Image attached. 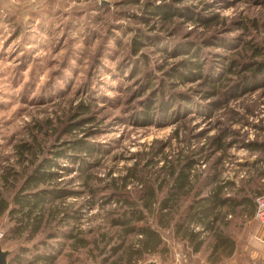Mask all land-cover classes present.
<instances>
[{
    "label": "rangeland",
    "instance_id": "obj_1",
    "mask_svg": "<svg viewBox=\"0 0 264 264\" xmlns=\"http://www.w3.org/2000/svg\"><path fill=\"white\" fill-rule=\"evenodd\" d=\"M150 1L156 6L177 2ZM123 2L0 0V205L8 206L0 214V246L9 252L11 264H17V256L22 257L20 264H104L103 259L110 260L111 248L118 246L120 251L111 261L121 259L120 264H125L122 252L140 237L126 236L113 224L128 212L123 200L145 210L144 190L152 183L158 198L165 197L173 181L161 184L166 175L162 170L168 173L190 156L193 165L187 171V187L173 202L174 208L167 210L170 221L158 226L157 217L146 213L144 222L135 224L146 223L157 230L165 248L138 264L204 263L201 256L208 255L214 233L203 234L204 246L194 259L175 229L185 224L183 213L199 191V183L206 182L205 195L215 181L230 182V196L241 190L251 196L264 192L258 173L264 169V153L256 148L264 144L263 77L257 84L248 83L250 91L238 83L220 101L206 100L197 77L182 84L165 73L178 67L179 57L168 58L156 51L163 45L172 53V46L193 44L206 61L204 70L212 68L211 82H217L223 76L224 61L216 54L227 62L230 53L236 52V60L244 62L251 56L243 47L246 42L264 52V0H181L177 8L186 9L171 25L143 14V0ZM200 19L209 22L200 26ZM138 31L149 40L144 43L152 46L144 45L133 56L131 43ZM214 32L218 34L212 36ZM202 40L211 46L203 47ZM256 61L264 62L258 57ZM177 94L192 102L189 110L182 107L184 101L173 98ZM151 103L156 108L154 121L142 124L140 117ZM168 105L165 118L162 112ZM80 106L89 108L87 115H80ZM224 127L231 132L230 148L215 152L208 141ZM23 144L34 148L35 158L19 153L17 147ZM78 145L95 151L90 156L71 148ZM44 159L56 166L51 173L57 176L38 190L49 185L47 190L58 187L68 195L47 205L41 229L34 236L30 231L13 236L17 220L9 216L15 207L12 198ZM82 170L90 174L89 179L80 177ZM220 216L217 232L245 242L238 256L225 264H252L244 261L242 252L250 258L254 254L257 261L264 256L263 225L245 220L237 209L233 213L222 209ZM189 227L203 232L199 226ZM69 232L87 246L74 249V242L62 237ZM39 255L55 259L34 262Z\"/></svg>",
    "mask_w": 264,
    "mask_h": 264
},
{
    "label": "trees",
    "instance_id": "obj_2",
    "mask_svg": "<svg viewBox=\"0 0 264 264\" xmlns=\"http://www.w3.org/2000/svg\"><path fill=\"white\" fill-rule=\"evenodd\" d=\"M124 4H129L130 2L138 4L140 0H124ZM174 1V0H173ZM181 0H177V2H174V5H160L156 6L152 3L150 0H143V14H147L148 16L152 18H160L161 21H164L165 25H171L173 24L174 20L179 18L180 11L182 9H186V7H182V9L177 8V6L180 5ZM218 17V16H216ZM143 23H149L148 20H144ZM204 22L209 21H203L202 19L197 20V23L200 26H206ZM215 34H218V32H214L212 36ZM144 41H149L147 38L141 36V33L138 31L136 34V37L132 39L131 43V51L133 56H138L141 52V50L145 47L144 45L152 46V44L144 43ZM158 43V40H156ZM155 40L151 41L152 43H156ZM204 43L203 47H209L211 44H205L208 43L204 40H202ZM222 43H224L222 41ZM244 49H247L251 56L244 60V62H240L236 60V52L230 53L229 57L227 58V62H225L226 58L220 57L219 55H215L216 58H220V61H224L223 68L221 71V74L223 76L220 77V80L217 82H211L212 77L210 78V75L208 73L211 72V67L207 66L208 71L204 70V64H206V61L203 60V56H201V50L196 49L193 47V44H180L179 46H172V53H169L168 48L157 46V52L162 53L164 56H169L168 58H176L179 57L178 62V69H170L166 70L167 76L172 80L176 82H180L182 84L187 83L190 79H194L197 77L202 83L200 87L204 89V92L202 95H204V99H216L220 101V98L222 96H225L227 93V90L231 88L232 86L242 83L244 88L247 89L246 91H250L247 88L248 83L250 81H257L254 82L257 84L258 78L263 77L262 82L264 81V62H258L256 61V58H262L264 60V52L261 54L260 49H258L254 44H249L248 42L243 43ZM221 44L220 46H222ZM236 51V50H235ZM237 61V63H236ZM147 61L143 62L144 66ZM211 64L212 62H208L207 64ZM137 69V68H136ZM164 67L161 68L163 70ZM227 76L231 77L228 78ZM150 83V82H149ZM150 85H153L151 83ZM174 86L173 88H175ZM257 87V86H254ZM174 99H178V101H184V105L182 106L184 109L189 110V106L192 102H189V100H185L184 96L182 94L173 95ZM222 99V98H221ZM214 102H216L214 100ZM215 107L218 106V103H213ZM148 106V104H147ZM146 106V107H147ZM194 107V106H193ZM170 108V105L163 109V116L166 118L167 112ZM80 115H87L89 108L80 106ZM152 110H156L154 108V104L151 103L143 112V115H141L140 118H142V121H144L142 124L152 123L154 121V113H152ZM137 122L139 121V117L136 119ZM264 131V130H262ZM231 132L229 131V127H224L223 129L219 130V134L213 136L208 141V147L213 149V151H223L227 148H230V142L227 140L228 137H232ZM73 150L76 148H79L80 151H84L88 155L92 156L95 150L93 148H89L86 145H78L77 147H71ZM259 150H262L264 153V144L257 145ZM262 148V149H261ZM19 150V153L22 155L24 153L31 154L34 156V148L29 145H19L17 147ZM203 152V151H202ZM56 158L58 156H55ZM35 158V156L33 157ZM192 156L187 157L186 162L182 161L180 162L177 167L171 166L168 173H166L164 170H162L165 174L163 177V181H161V184L163 182H167L169 186L166 188V195L165 197L159 199L157 195V189L154 185V183L151 184V186H146L145 188V196H146V202L142 205L145 210H139L138 206L135 204L128 202L126 200H123V205L128 206V212H124L122 217L115 220L113 222L114 226L120 227L123 230L124 235L129 236L131 234H135L136 236L140 237L138 240L135 241V243H131L127 245V248L122 252V258L126 257L125 264H138V262L143 259V257L147 255H154L157 253H161L164 248L163 240L160 236V234L157 232V230L152 229L151 226L143 224L139 226H135L136 223H143L145 220V215L148 213L150 216H153L152 218L157 217V223L158 226L163 224V221H166L165 224H167L170 221L169 214L167 210H172L174 208L172 206L173 202H178L176 199L180 197L181 191H183L187 187V181H188V175L187 171L190 170L192 163ZM185 163V164H184ZM56 168L54 164H52V161L44 159L43 161L39 162L30 175L28 176L27 180L24 181L22 186L18 189V191L13 196V205L14 210L9 212V216L16 219V226H14L12 230V235H22L27 231H30V235L34 236L36 233H38L41 229L42 223L44 221L45 211L47 205H51L54 203L56 199H62L63 197H66L68 194L65 193L63 190H59L58 187H52L50 190H47L49 188L47 186L46 189L38 190V187L41 186V184L45 183H51L53 181L57 174L51 173V169ZM58 168V167H57ZM259 178L264 177V169L259 170ZM81 176L84 179H89L90 174L86 173L84 170L81 171ZM134 177L137 175L135 171H133ZM85 175V176H84ZM168 175V177H166ZM166 177V179H165ZM129 179V177H125L122 179L124 182L125 180ZM158 179V178H157ZM141 180V179H140ZM208 180V179H207ZM156 181V180H155ZM186 183V185H185ZM212 183V182H210ZM147 184V183H146ZM159 184V185H161ZM214 186L209 190L208 194H204L205 187L207 186L206 182L203 184H198L200 186V189L198 192L194 193V196L192 197V203L189 204L185 211L184 216L186 219L185 224H179L175 226L176 231L180 234H182V238L185 240V242L188 243V246L191 248L192 253H198L204 246L205 240L202 238L203 234L205 233H214V250L213 252H217V249L220 248H226L230 251L233 249V242L230 240L228 236L223 234L222 232H217V228H215L216 224L220 221V212L223 208H228L231 210H235L239 207H247L252 208L255 207V199L257 195H260L263 193L257 192L258 194H255L251 196L248 194H243V190L236 191L232 196L228 195V189H232L233 185L228 182H220L212 183ZM122 187V186H121ZM120 187V189H121ZM125 187V185H124ZM158 188L161 189V187L158 186ZM38 190V191H37ZM176 190V191H175ZM34 191V192H33ZM173 191L177 192L174 193ZM241 192V193H239ZM73 194V193H72ZM122 194V193H120ZM204 194V195H203ZM226 194V195H225ZM203 195V196H202ZM118 197L122 198L121 195H118ZM118 198V199H120ZM120 201V200H119ZM157 208L153 209V206L155 205ZM8 210V206L4 203L3 205H0V214L6 212ZM143 212L145 214H143ZM137 225V224H136ZM183 225H186L185 228ZM194 225V227H201L203 232H195L193 228H190L189 226ZM139 227V228H136ZM216 233V234H215ZM55 235V234H54ZM64 239L71 240L74 242L73 248H85L87 245L82 242L81 239H77V236H74L71 232L66 235H62ZM102 238V237H101ZM102 241L104 238L101 239ZM106 241V240H105ZM79 246V247H78ZM49 249V248H48ZM78 250V249H77ZM55 251V250H53ZM52 251V252H53ZM120 251V246L111 248L110 257L108 259H103L104 264H120L123 262L121 259H115L111 261L112 258L115 257L116 254ZM50 255L51 249H49ZM10 255H8V258ZM7 263L11 264V260L9 259ZM21 256H17L15 261L17 264H20L21 262ZM36 258V259H35ZM55 259L54 256H34V262H53Z\"/></svg>",
    "mask_w": 264,
    "mask_h": 264
},
{
    "label": "crops",
    "instance_id": "obj_3",
    "mask_svg": "<svg viewBox=\"0 0 264 264\" xmlns=\"http://www.w3.org/2000/svg\"><path fill=\"white\" fill-rule=\"evenodd\" d=\"M261 181L264 182V177H261ZM223 209L228 210V211L230 210V209H228L226 207L223 208ZM236 209L242 212L243 217H244L245 220L249 221V220H254L255 219L254 218V215H255V207H252L250 209L247 208V207H245V208L244 207H239V208H236ZM234 211L231 210V213H233ZM222 215H225V213L222 214ZM222 217L223 216H220V218H222ZM224 217L226 218V216H224ZM242 234H244V233H242ZM229 238L233 242V245H234L233 246V249L230 251L229 249H226V248H220V249H217V252L214 253L213 252V250H214V248H213L214 247V243L212 241V244H211V246L209 248L208 255H206L205 258L203 256H201L202 259L206 261V263H205V261H203L204 262L203 264H225L227 261H229L231 259H234L236 256H238L237 251L239 249H241V245H245L244 239L243 240H242V238L235 239V238H232V237H229ZM259 244H261V243H259ZM261 245H264V241L262 242ZM242 254L245 257L244 261L245 260H247V261H250L251 260L252 261V264H264V256H262L261 258H259V260L257 261L256 259H258V258H254L255 257L254 254H252V256H251L252 258H250V255L249 254L247 256L244 252H242ZM191 256L194 257V259H195L196 257L199 256V254L195 253V255H191ZM253 259H255V260H253ZM256 261H257V263H256Z\"/></svg>",
    "mask_w": 264,
    "mask_h": 264
},
{
    "label": "built area",
    "instance_id": "obj_4",
    "mask_svg": "<svg viewBox=\"0 0 264 264\" xmlns=\"http://www.w3.org/2000/svg\"><path fill=\"white\" fill-rule=\"evenodd\" d=\"M254 218L259 224L264 225V192L255 199Z\"/></svg>",
    "mask_w": 264,
    "mask_h": 264
},
{
    "label": "water",
    "instance_id": "obj_5",
    "mask_svg": "<svg viewBox=\"0 0 264 264\" xmlns=\"http://www.w3.org/2000/svg\"><path fill=\"white\" fill-rule=\"evenodd\" d=\"M9 255V252L3 251L0 246V264H8L7 263V257ZM147 264H156L155 262H149Z\"/></svg>",
    "mask_w": 264,
    "mask_h": 264
}]
</instances>
